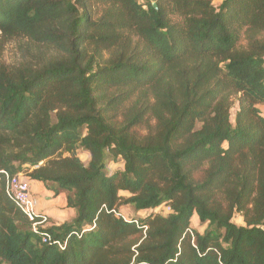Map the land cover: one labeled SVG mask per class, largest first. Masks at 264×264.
Returning a JSON list of instances; mask_svg holds the SVG:
<instances>
[{"label":"trees","instance_id":"1","mask_svg":"<svg viewBox=\"0 0 264 264\" xmlns=\"http://www.w3.org/2000/svg\"><path fill=\"white\" fill-rule=\"evenodd\" d=\"M0 38V264H264V0H0Z\"/></svg>","mask_w":264,"mask_h":264},{"label":"rangeland","instance_id":"2","mask_svg":"<svg viewBox=\"0 0 264 264\" xmlns=\"http://www.w3.org/2000/svg\"><path fill=\"white\" fill-rule=\"evenodd\" d=\"M215 5L218 4L217 1L214 2ZM26 42L22 39H12V40H3L0 38V63H3L4 65L8 66V67H16L18 66L20 63H22L24 61V53L22 52L24 46ZM239 45L241 47H245L246 46V40H245V36L242 35L241 39H240V43ZM237 105H234L232 110H231V122H233V115L235 113ZM261 111L264 113V106H262ZM152 124V122H151ZM146 133L145 129H141L140 130V134L144 135ZM76 155L78 156V158L80 159V161L83 164H87L89 161V154L83 150H78ZM122 165L121 163H110L107 165V172H114L118 169H121ZM26 177L23 175V178ZM121 196H126V193H121ZM59 209V208H57ZM60 210V209H59ZM63 212V210H62ZM169 212V210L166 207H160L156 210L153 211H146V212H141L139 213L137 216L138 217H145L149 214H160V215H166ZM121 214L124 215L125 218H130L133 217L132 213L128 212V210L123 209L121 210ZM134 216V217H137ZM68 219V214L63 213L61 218L59 217V219H64V218ZM232 222L237 225V226H244L243 224V219L240 215L235 214L233 216ZM191 229L196 230L201 232L202 231V227L200 226L197 217H194L191 220Z\"/></svg>","mask_w":264,"mask_h":264},{"label":"crops","instance_id":"3","mask_svg":"<svg viewBox=\"0 0 264 264\" xmlns=\"http://www.w3.org/2000/svg\"><path fill=\"white\" fill-rule=\"evenodd\" d=\"M23 179L27 180L30 193L37 201L36 211L44 215L46 219H49L51 224L59 225L73 219L74 212L66 207V197L64 193L54 196V194L48 191L42 183L30 181L27 177ZM63 213L68 214V219L66 217L64 219H59Z\"/></svg>","mask_w":264,"mask_h":264},{"label":"built area","instance_id":"4","mask_svg":"<svg viewBox=\"0 0 264 264\" xmlns=\"http://www.w3.org/2000/svg\"><path fill=\"white\" fill-rule=\"evenodd\" d=\"M6 194L13 201L16 207L23 212L30 221H33L35 217L41 216L42 221L45 223L46 218L44 215L39 214L36 211L37 201L31 195L29 184L27 180L23 179V176L16 175L7 181ZM35 225V224H34ZM46 241L45 239L43 240Z\"/></svg>","mask_w":264,"mask_h":264}]
</instances>
